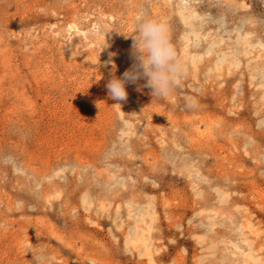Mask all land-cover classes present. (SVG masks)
<instances>
[{"label": "rangeland", "instance_id": "374dc122", "mask_svg": "<svg viewBox=\"0 0 264 264\" xmlns=\"http://www.w3.org/2000/svg\"><path fill=\"white\" fill-rule=\"evenodd\" d=\"M141 12L184 74L117 101ZM0 264H264V0H0Z\"/></svg>", "mask_w": 264, "mask_h": 264}, {"label": "clouds", "instance_id": "9594fccd", "mask_svg": "<svg viewBox=\"0 0 264 264\" xmlns=\"http://www.w3.org/2000/svg\"><path fill=\"white\" fill-rule=\"evenodd\" d=\"M132 37L134 63L121 77L113 76L107 83L109 96L117 101L127 97V83L146 80L152 96L169 95L179 84L184 69L169 36L165 20H157L141 12ZM111 63V61H109Z\"/></svg>", "mask_w": 264, "mask_h": 264}, {"label": "bare ground", "instance_id": "6f19581e", "mask_svg": "<svg viewBox=\"0 0 264 264\" xmlns=\"http://www.w3.org/2000/svg\"><path fill=\"white\" fill-rule=\"evenodd\" d=\"M249 249V248H248Z\"/></svg>", "mask_w": 264, "mask_h": 264}]
</instances>
